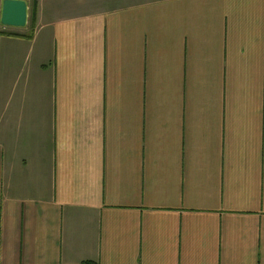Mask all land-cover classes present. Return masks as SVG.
<instances>
[{
  "label": "crops",
  "instance_id": "obj_1",
  "mask_svg": "<svg viewBox=\"0 0 264 264\" xmlns=\"http://www.w3.org/2000/svg\"><path fill=\"white\" fill-rule=\"evenodd\" d=\"M25 1L0 264H264V0Z\"/></svg>",
  "mask_w": 264,
  "mask_h": 264
},
{
  "label": "water",
  "instance_id": "obj_2",
  "mask_svg": "<svg viewBox=\"0 0 264 264\" xmlns=\"http://www.w3.org/2000/svg\"><path fill=\"white\" fill-rule=\"evenodd\" d=\"M28 22V6L25 0H3L0 24L4 27L24 28Z\"/></svg>",
  "mask_w": 264,
  "mask_h": 264
}]
</instances>
